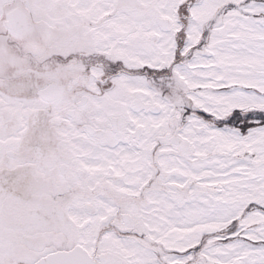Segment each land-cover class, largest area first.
Returning <instances> with one entry per match:
<instances>
[{
  "label": "snow or ice",
  "instance_id": "obj_1",
  "mask_svg": "<svg viewBox=\"0 0 264 264\" xmlns=\"http://www.w3.org/2000/svg\"><path fill=\"white\" fill-rule=\"evenodd\" d=\"M0 264H264V0H0Z\"/></svg>",
  "mask_w": 264,
  "mask_h": 264
}]
</instances>
